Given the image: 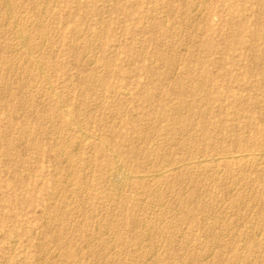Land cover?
Returning a JSON list of instances; mask_svg holds the SVG:
<instances>
[{
  "label": "rangeland",
  "instance_id": "1",
  "mask_svg": "<svg viewBox=\"0 0 264 264\" xmlns=\"http://www.w3.org/2000/svg\"><path fill=\"white\" fill-rule=\"evenodd\" d=\"M9 1L0 264H264V0Z\"/></svg>",
  "mask_w": 264,
  "mask_h": 264
},
{
  "label": "bare ground",
  "instance_id": "2",
  "mask_svg": "<svg viewBox=\"0 0 264 264\" xmlns=\"http://www.w3.org/2000/svg\"><path fill=\"white\" fill-rule=\"evenodd\" d=\"M25 1V0H24ZM49 1V0H48ZM50 2V1H49ZM198 2V1H197ZM196 2V3H197ZM45 4V3H44ZM46 4H48V3H46ZM11 5V2L9 1V0H3V6L5 7V9H6V15H7V18H10L11 16L10 15H12L11 14V7L12 6H10ZM14 6V5H13ZM20 6V5H19ZM23 6V5H22ZM38 6V5H37ZM46 6V5H45ZM194 6H196V4L194 5ZM42 7V6H41ZM40 7V8H41ZM188 7V6H187ZM16 8V7H15ZM43 8V7H42ZM192 8V7H191ZM190 8V9H191ZM46 9V8H45ZM194 9V8H193ZM194 11V10H193ZM195 11H196V9H195ZM44 12V11H43ZM17 13V12H16ZM42 13V12H41ZM164 14V13H163ZM39 15V14H38ZM91 15V14H90ZM2 16V15H1ZM92 16V15H91ZM41 18V17H40ZM39 18V19H40ZM11 19V18H10ZM14 19V18H13ZM32 23V22H31ZM38 23V22H37ZM194 23V22H193ZM21 25V24H20ZM24 25V24H23ZM50 28V27H49ZM48 29V28H47ZM52 29H53V27H52ZM38 31V30H37ZM91 31V30H90ZM36 32V31H35ZM48 32V31H47ZM26 33V32H25ZM85 34V33H84ZM29 35H30V33H29ZM50 35V34H49ZM27 36V35H26ZM26 36L23 34V33H21V32H18V37L20 38V42L22 43V45L24 46H26L27 45V43L25 44V39H26ZM94 36V35H93ZM44 38V37H43ZM47 39H48V37H47ZM55 39V38H54ZM49 40V39H48ZM31 41V40H30ZM40 41V40H39ZM45 41V40H44ZM47 41V40H46ZM50 41V40H49ZM82 41V40H81ZM35 43V42H34ZM40 43V42H39ZM58 44V43H57ZM33 45V44H32ZM87 45V44H86ZM161 47V46H160ZM34 48V47H33ZM146 49V48H145ZM15 50V49H14ZM29 50V49H28ZM28 50H27V52H28ZM79 50V49H78ZM255 50V49H254ZM253 50V51H254ZM31 51V50H30ZM29 51V52H30ZM14 52V51H13ZM90 52V51H89ZM255 52H257V51H255ZM21 53V52H20ZM20 53H18V55L20 54ZM25 53H26V51H25ZM261 53V52H260ZM23 57V56H22ZM154 58V57H153ZM49 59V58H48ZM31 60V59H30ZM256 60V59H255ZM41 61V60H40ZM168 61V60H167ZM254 61V60H253ZM32 62H35V61H32ZM44 62V61H43ZM109 62V61H108ZM196 63V62H195ZM15 64V63H14ZM44 64V63H43ZM32 65H33V63H32ZM168 65V64H167ZM170 66V65H169ZM172 66V65H171ZM203 66V65H202ZM22 67V66H21ZM40 67V66H39ZM11 68H12V66H11ZM27 68V67H26ZM169 68V67H168ZM34 70V69H33ZM43 70V69H42ZM194 70V69H193ZM7 71H9V70H7ZM53 71V70H52ZM25 72H27V71H25ZM32 72V71H31ZM36 73V72H35ZM163 73V72H162ZM167 73V72H166ZM166 73H165V75H166ZM169 73V72H168ZM167 73V74H168ZM174 73V72H173ZM28 74V73H27ZM157 74H159V73H157ZM161 74V73H160ZM32 75V74H31ZM34 75V74H33ZM161 77V76H160ZM166 77H169V76H166ZM4 78V77H3ZM164 78V77H163ZM200 80H202V79H200ZM182 82V81H181ZM199 82V81H198ZM205 82V81H204ZM24 83V82H23ZM22 83V84H23ZM44 84V83H43ZM47 85V84H46ZM74 85V84H73ZM199 86V85H198ZM206 88V87H205ZM201 89V88H200ZM203 89V88H202ZM11 90V89H10ZM187 91V90H186ZM53 92V91H52ZM62 92V91H61ZM160 92V91H159ZM208 92V91H207ZM5 94V93H4ZM25 96V95H24ZM69 97V96H68ZM179 97L180 98H182L183 97V90H180L179 91ZM118 99V98H117ZM180 100V99H179ZM206 100V99H205ZM63 101V100H62ZM187 101V100H186ZM191 103V102H190ZM187 104H188V102H187ZM178 105V104H177ZM192 105V104H191ZM48 106V105H47ZM186 106H188V105H186ZM46 107V106H45ZM56 107V106H55ZM88 107V106H87ZM192 107V106H191ZM48 108V107H47ZM185 108H190V107H185ZM184 108V109H185ZM198 108V107H197ZM61 109V108H60ZM64 109V108H63ZM180 109V108H179ZM200 109V108H199ZM172 110V109H171ZM176 110V109H175ZM183 110V109H182ZM202 110V109H201ZM48 111H50V110H48ZM52 111V110H51ZM59 111V110H58ZM61 112V116H66L68 113L66 112V111H64V110H61V111H59V113ZM167 112V111H166ZM181 112V111H180ZM163 113V112H162ZM185 113V112H184ZM201 113V112H200ZM45 114V113H44ZM178 114V113H177ZM190 114V113H189ZM199 114V113H198ZM180 115V114H179ZM190 115H192V114H190ZM196 115V114H195ZM195 115H194V118H195ZM72 117V116H71ZM186 117V116H185ZM197 117V116H196ZM181 118V117H180ZM58 119V118H57ZM189 119V118H188ZM197 119V118H196ZM65 120V119H64ZM184 120V119H183ZM263 120V119H262ZM53 121V120H52ZM74 121V120H73ZM176 121V120H175ZM179 121V120H178ZM177 121V122H178ZM194 121V120H193ZM116 123V122H115ZM187 123V122H186ZM195 124V123H194ZM179 125V124H178ZM206 125V124H205ZM62 126V125H61ZM188 127V126H187ZM186 127V128H187ZM199 128L201 127V126H198ZM72 128V127H71ZM202 128V127H201ZM259 128V127H258ZM27 129V128H26ZM82 129V128H81ZM162 129V128H161ZM180 130H181V128H180ZM27 131V130H26ZM151 131V130H150ZM76 132H78V136L83 140V139H85V141H86V136H87V134L85 133V132H83V131H81L80 129H78V130H76ZM181 132V131H180ZM173 133H174V131H173ZM181 133H183V131L181 132ZM198 133V132H197ZM24 134V133H23ZM76 134V133H75ZM180 134V133H179ZM22 135V134H21ZM60 136V135H59ZM93 137V136H92ZM101 137V136H100ZM180 137V136H179ZM26 138V137H25ZM89 138V137H88ZM194 138V137H193ZM184 139H186V138H184ZM198 140V139H197ZM65 141V140H64ZM246 142H247V140H245ZM186 142V141H185ZM59 143H61V142H59ZM58 143V144H59ZM189 143H190V141H189ZM23 144V143H22ZM263 144V143H262ZM33 145V144H32ZM56 145V144H55ZM101 145H102V143H101ZM192 145V144H191ZM194 145V144H193ZM57 147H58V145H57ZM189 148V147H188ZM183 149V148H182ZM262 149V148H261ZM97 150V149H96ZM129 150V149H128ZM158 150V149H157ZM111 151V150H110ZM121 151V150H120ZM135 151V150H134ZM59 152V151H58ZM64 152V151H63ZM113 152V151H112ZM56 153V152H55ZM132 153V152H131ZM138 153V152H137ZM72 154V153H71ZM116 156V155H115ZM262 158H264V151H262V152H257V153H253V152H248V151H241V152H238V153H227V154H224V155H219V156H204V157H202V158H198L197 160H196V162L195 163H197V164H200V165H206V164H213V165H217V164H219V163H221V162H227V163H237V164H244V163H247L248 161L250 162H252V161H255V162H257L256 160H262ZM117 159V158H116ZM146 159V158H145ZM85 160V159H84ZM120 160V159H119ZM119 160H115V158H113V157H108L107 159H106V163H105V165H106V168L108 169V171H107V175H106V177H107V181H108V184H109V189H111L116 195L118 194V193H121V189L122 188H125V186L127 187V185H129L130 186V183L132 182V181H134V180H136V179H138V180H145L146 178H148L149 176L151 177V176H154V177H157V176H159V175H161V171H159V172H153V173H151V174H133V173H131L128 169H126L124 166H123V164H122V162H120ZM186 160V159H185ZM188 163V162H187ZM190 164L192 163V162H189ZM259 163V162H258ZM189 164V165H190ZM142 166V165H141ZM75 167V166H74ZM69 168V167H68ZM243 168V167H242ZM173 169V168H172ZM175 170L177 169V168H174ZM173 169V170H174ZM259 170V169H258ZM167 172V171H166ZM174 172V171H173ZM144 173V172H143ZM179 173V172H178ZM163 174V173H162ZM168 175V174H167ZM176 175V174H175ZM179 175H181V174H179ZM162 177V176H161ZM256 177V176H255ZM177 178V177H176ZM78 179V178H77ZM104 179V178H103ZM182 179V178H181ZM259 179V178H258ZM157 180V179H156ZM251 180V179H250ZM142 182V181H141ZM191 184V183H190ZM57 185V184H56ZM147 185V184H146ZM70 187V186H69ZM59 189H61L60 187H59ZM188 189V188H187ZM195 190V189H194ZM193 190V192H195ZM77 191V190H76ZM109 192V191H108ZM81 194V193H80ZM112 194V193H111ZM192 194V193H191ZM218 194V193H217ZM64 195H66V194H64ZM119 195V194H118ZM159 195V194H158ZM112 197V196H111ZM114 199V198H113ZM85 200H86V198H85ZM208 201V200H207ZM65 202V201H64ZM244 202V201H243ZM259 202V201H258ZM205 203V202H204ZM187 205V204H186ZM208 205V204H207ZM60 206H62V205H60ZM68 206V205H67ZM111 206V205H110ZM210 206V205H209ZM183 207V206H182ZM188 207V206H187ZM60 208V207H59ZM67 208V207H66ZM61 209V208H60ZM53 211V210H52ZM59 211V210H58ZM70 211V210H69ZM68 211V212H69ZM186 212V211H185ZM59 213V212H58ZM161 213V212H160ZM176 213V212H175ZM235 213V212H234ZM67 214V213H66ZM70 214V213H69ZM139 214V213H138ZM163 215V214H162ZM67 216V215H66ZM103 217V216H102ZM160 219V218H159ZM136 220H137V218H136ZM153 220V219H152ZM133 221H134V219H133ZM205 221V220H204ZM140 222V221H139ZM47 223V222H46ZM133 223H135V222H133ZM60 226V225H59ZM113 226V225H112ZM134 226V225H133ZM81 227H82V225H81ZM57 228V227H56ZM108 228V227H107ZM137 228V227H136ZM151 228V227H150ZM134 229V228H133ZM163 229V228H162ZM107 230V229H106ZM151 230V229H150ZM159 231V230H158ZM141 232V231H140ZM161 232V231H160ZM145 233V232H144ZM155 233V232H154ZM62 234V233H61ZM60 234V235H61ZM117 235V234H116ZM142 235V234H141ZM154 235V234H153ZM160 235V234H159ZM149 236V235H148ZM140 237V236H139ZM214 237V236H213ZM143 238V237H142ZM152 238V237H151ZM148 240V239H147ZM233 242V241H232ZM111 243V242H110ZM141 243H142V241H141ZM161 244V243H160ZM14 245V244H13ZM226 245V244H225ZM70 246V245H69ZM105 246V245H104ZM253 247H255V246H253ZM144 248V247H143ZM230 248V247H229ZM99 249V248H98ZM157 249V248H156ZM231 249V248H230ZM69 250V249H68ZM76 250V249H75ZM71 251V250H70ZM156 251V250H155ZM98 253V252H97ZM154 253V252H153ZM108 254V253H107ZM159 254V253H158ZM75 255V254H74ZM117 255V254H116ZM154 255V254H153ZM107 256V255H106ZM157 259V258H156ZM250 259V258H249ZM72 260V259H71ZM124 260V259H123ZM135 260V259H134ZM160 260V259H159ZM241 260V259H240ZM122 261V260H121ZM142 261V260H141ZM148 261V260H147ZM201 261V260H200ZM118 262V261H117ZM130 263V262H129ZM119 264H124L123 262H119ZM145 264H146V262H145ZM155 264H156V262H155ZM248 264V263H247Z\"/></svg>",
  "mask_w": 264,
  "mask_h": 264
}]
</instances>
